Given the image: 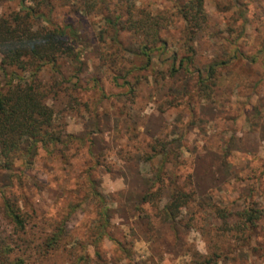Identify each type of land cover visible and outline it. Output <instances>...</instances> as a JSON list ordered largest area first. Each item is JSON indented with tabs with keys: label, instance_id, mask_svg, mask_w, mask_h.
<instances>
[{
	"label": "rangeland",
	"instance_id": "1",
	"mask_svg": "<svg viewBox=\"0 0 264 264\" xmlns=\"http://www.w3.org/2000/svg\"><path fill=\"white\" fill-rule=\"evenodd\" d=\"M120 1L109 0L110 7L117 8ZM186 2L137 0L140 6L171 16L165 34L170 51L177 49L174 41L184 27L178 5ZM55 3L54 12L43 8L50 20L73 23L84 41L80 82L74 62L68 58L60 61L62 76L71 81L69 86L78 82L81 87L70 88L72 96L65 90L49 101L65 129V145L55 150L40 147L31 162L19 159L13 171L0 168V237H9L17 252L21 239H44L51 233L53 220L75 209L68 219L71 238L85 242L102 197L111 216L110 235L99 242L106 259L113 264H192L197 253L207 252L205 231L217 220L207 216L190 226L186 223L191 210L170 221L156 216L149 204L138 208L153 177L152 164L142 162V153L151 150L153 139L164 138L179 153L178 183L187 190L195 189L197 199L231 211L247 206L264 209V0H206L209 24L196 40L198 64L237 55L219 69L210 100L182 92L186 84L189 89L194 86L184 73L169 78V54L157 56L155 69L143 71L138 91L133 97L127 95V87L107 80V66H101L100 16L78 11L75 0ZM20 7L19 0L0 3V14ZM121 38L130 49L129 62L134 61L136 46L130 34L122 32ZM161 71H165V79ZM53 73L48 67L42 75L50 81ZM96 75L102 79L106 96L95 86ZM55 76L62 79L59 73ZM176 94L177 100L170 104ZM71 135L73 142L66 145ZM5 198L28 217L26 234L16 231L6 217ZM259 223L263 226L257 233L261 248L251 251L249 244L243 247L230 239L221 243L229 257L218 264H264V217ZM36 257H26V261L60 264L65 260L62 254L53 257V252Z\"/></svg>",
	"mask_w": 264,
	"mask_h": 264
},
{
	"label": "trees",
	"instance_id": "2",
	"mask_svg": "<svg viewBox=\"0 0 264 264\" xmlns=\"http://www.w3.org/2000/svg\"><path fill=\"white\" fill-rule=\"evenodd\" d=\"M7 1L12 0H0V3ZM19 1V9H7L0 14V168L7 171H13L19 159L31 162L40 147L49 149L53 146L55 150L58 145H65V129L56 120V110L49 101L58 99L62 91L67 90L71 95L70 88H80L81 84L78 82L85 66L82 51L84 41L77 27L71 22L60 24L52 21L49 13L43 10L48 7L50 13L52 10L54 12L56 0H53V4L52 0ZM75 2L78 11L100 16L97 22L100 24L98 37L101 43V66H107V80L117 87H127L126 94L131 97L138 91L142 72L154 70L156 57L169 54L166 57L167 61L171 60L167 69L169 78L184 73L187 80L194 81V86L189 89L186 84L182 92L186 95H197L202 100H210L215 93L214 86L219 78V69L229 65L230 60L237 56H229L228 60L216 59L204 63L203 66L198 64L196 40L209 24L206 0H187L185 4L178 5L184 27L181 37L174 41L177 46L174 51H170L171 43L165 36L172 23L171 16L165 11L154 12L146 5L140 6L137 0H121L117 8L110 7L109 0ZM242 17L244 18L243 14ZM43 21L46 23L43 24ZM125 31L130 34L131 41L136 46V50L132 51L135 60L131 62L127 55L130 49L121 38ZM226 40L231 41L228 38ZM66 58L74 62L73 66L76 67L78 82L74 87H70L71 81L62 76L60 61ZM48 67L59 73L62 79L58 81L53 73V80L47 81L42 73ZM164 72L160 73L165 79ZM93 79L96 81L95 86L106 96L102 79L98 75ZM170 89L174 90L173 87ZM177 97L176 94L169 101L170 104ZM70 138L66 145L73 142L72 135ZM149 145L151 150L144 151L141 158L142 162L152 164L153 177L138 208L141 209L142 204H149L156 216L170 221L182 216L184 210H191L192 216L186 223L190 226L198 225L195 221H204L207 216L218 221L207 226V252L197 253L192 264H218L219 260L228 258L229 254L221 243L230 239L243 247L249 244L251 251L256 252L261 248L257 245L260 244V235L257 233L263 229L259 222L264 217V209L247 206L231 211L212 205L213 203L206 202L205 199H197L195 189L187 190L178 183L175 168L179 163V153L172 144L157 137ZM155 158H158L157 164ZM96 164H100V161H96ZM91 181L94 182V179L91 178ZM93 189L98 196V190ZM99 200L100 208L87 241L71 238L68 219L75 211L73 209L64 218L53 220L51 233L44 239H21L17 252L9 237H0V264H28L26 257L37 255L36 258L41 259L50 252H53V257L62 254L64 261L69 260L68 264H113V261L104 257L99 248V242L110 235L108 230L111 223L105 199L100 197ZM4 201L6 217L16 231L21 235L26 234L28 217L9 198ZM252 242L256 245L251 246ZM128 257L131 254L128 253ZM64 261L60 264H64Z\"/></svg>",
	"mask_w": 264,
	"mask_h": 264
}]
</instances>
